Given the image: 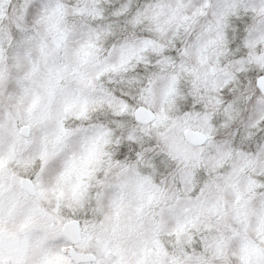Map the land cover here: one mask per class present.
Listing matches in <instances>:
<instances>
[{
    "label": "snow or ice",
    "instance_id": "1",
    "mask_svg": "<svg viewBox=\"0 0 264 264\" xmlns=\"http://www.w3.org/2000/svg\"><path fill=\"white\" fill-rule=\"evenodd\" d=\"M0 264H264V0H0Z\"/></svg>",
    "mask_w": 264,
    "mask_h": 264
}]
</instances>
